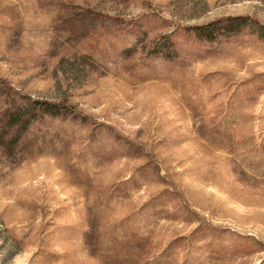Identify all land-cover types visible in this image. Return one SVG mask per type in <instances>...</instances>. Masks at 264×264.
Returning a JSON list of instances; mask_svg holds the SVG:
<instances>
[{"label":"rangeland","instance_id":"rangeland-1","mask_svg":"<svg viewBox=\"0 0 264 264\" xmlns=\"http://www.w3.org/2000/svg\"><path fill=\"white\" fill-rule=\"evenodd\" d=\"M0 264H264V0H0Z\"/></svg>","mask_w":264,"mask_h":264},{"label":"trees","instance_id":"trees-1","mask_svg":"<svg viewBox=\"0 0 264 264\" xmlns=\"http://www.w3.org/2000/svg\"><path fill=\"white\" fill-rule=\"evenodd\" d=\"M247 20L246 19H242V20H235V21H231V28L229 27L228 29H232L229 30L231 32V34H234L236 32L241 31L242 28L247 27L246 23ZM218 26L216 24H210L201 28H195L193 31L195 33V36L202 39V40H207V41H212L214 39H217L220 36V34L222 33V31L217 28ZM224 32V31H223ZM48 104H43L41 106V110L46 113H49V115L55 116L56 112H55V108H57L55 105H49ZM10 120H11V125L16 123L18 121V119H21V115L18 114H10ZM18 117V119L16 118Z\"/></svg>","mask_w":264,"mask_h":264}]
</instances>
